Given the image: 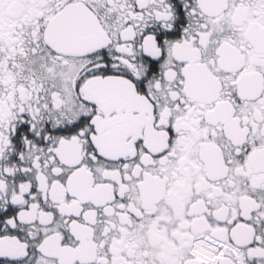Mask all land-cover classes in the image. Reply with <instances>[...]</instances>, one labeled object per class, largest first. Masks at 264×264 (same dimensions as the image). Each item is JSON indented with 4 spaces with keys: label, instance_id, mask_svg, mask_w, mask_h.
I'll list each match as a JSON object with an SVG mask.
<instances>
[{
    "label": "snow or ice",
    "instance_id": "6c2138e0",
    "mask_svg": "<svg viewBox=\"0 0 264 264\" xmlns=\"http://www.w3.org/2000/svg\"><path fill=\"white\" fill-rule=\"evenodd\" d=\"M0 264H264V0H0Z\"/></svg>",
    "mask_w": 264,
    "mask_h": 264
}]
</instances>
